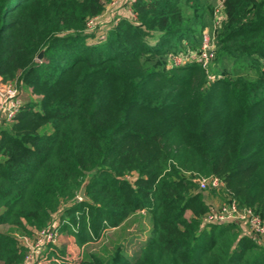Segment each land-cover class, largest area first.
<instances>
[{"label": "trees", "instance_id": "16d2710c", "mask_svg": "<svg viewBox=\"0 0 264 264\" xmlns=\"http://www.w3.org/2000/svg\"><path fill=\"white\" fill-rule=\"evenodd\" d=\"M113 1L0 0V78L21 90L0 126V264L49 227L85 245L56 256L73 264H264L238 224L206 222L196 182L217 176L264 223V0H125L88 31ZM205 31L207 68L190 60Z\"/></svg>", "mask_w": 264, "mask_h": 264}, {"label": "built area", "instance_id": "2783aa9c", "mask_svg": "<svg viewBox=\"0 0 264 264\" xmlns=\"http://www.w3.org/2000/svg\"><path fill=\"white\" fill-rule=\"evenodd\" d=\"M222 8V4L220 3L219 9L221 10ZM101 17L92 19L88 22V31H92L94 29L95 21ZM214 24L215 28L219 25V17ZM211 39V33L206 31L203 34L201 53L199 55H191V61L208 65L215 55V46L213 43L211 47ZM175 57L178 58V60H176L175 63H168L169 67L180 66L183 63V59L181 57ZM29 92L32 93L31 90ZM20 96L21 90L16 83L4 82L2 78H0V109L2 111L0 114V125L4 121L11 122L14 120L21 106ZM33 96L35 97V95ZM197 183L202 191H220L224 187L223 181L217 176L200 177ZM206 222L213 224L236 223L241 227V232L245 233V235H247V237L250 238L256 245L264 247L263 221L252 209L240 208L231 196H229L228 202L225 204L219 207H211L210 212L206 216ZM107 234L108 231L105 235ZM34 237L35 243L33 244L29 242V238L27 236L20 237L21 244L29 249L26 254L24 264L34 263L35 257L39 254L40 261L38 264L42 261H49L50 263L53 261L55 264H73L72 260L69 261L68 259L62 257H56L59 255L56 248L58 246L59 238V232L57 230L49 227L38 232ZM84 246L81 248L82 253L85 251Z\"/></svg>", "mask_w": 264, "mask_h": 264}, {"label": "rangeland", "instance_id": "374dc122", "mask_svg": "<svg viewBox=\"0 0 264 264\" xmlns=\"http://www.w3.org/2000/svg\"><path fill=\"white\" fill-rule=\"evenodd\" d=\"M121 1L122 0H114V2L113 3H110L109 5H107V8H106V11H105V14L101 17V18H99V19H97L96 21H95V26H94V29L92 30V31H95V30H97L98 28H99V25H100V23L103 21V20H105V19H107V18H109V16H110V12L111 11H115V10H117V9H120L121 7H124V6H122V5H120V3H121ZM131 1V0H130ZM130 1H128V3L130 2ZM219 5H220V3L218 4V5H216V6H214V8H213V10H212V19L214 18V23L217 21V18L218 17H220V15H221V13H222V9L220 10L219 9ZM125 6H127L126 4H125ZM129 9H130V6H128V7H126V10L127 11H129ZM119 20H120V17H116V19H115V24H117L118 22H119ZM218 23V22H217ZM216 23V24H217ZM107 28H109V26L107 25V26H105V28L103 29L104 30V32H106V30H107ZM103 32V33H104ZM206 32V31H205ZM204 32V33H205ZM203 33V34H204ZM211 37H212V39H211V47H212V44L214 43V46H215V43H216V40H217V33L216 32H213L212 34H211ZM170 59V61H169V64H171V63H175V61L176 60H178V58H176L175 56H173L172 54L170 55V57H169ZM214 58H215V55H214ZM214 58L208 63V65H206V64H204V63H202L201 65H202V67L203 68H207L208 66H211L212 65V63L211 62H213V60H214ZM200 64V63H199ZM204 65H206V66H204ZM2 113V111H1V109H0V114ZM1 126V125H0ZM196 182H198V179H197V181ZM198 184V183H197ZM200 189V188H199ZM221 192L219 191L218 193H211V191H205L204 193H203V195H204V200H205V202L207 203V204H209L212 208H214V207H219V206H221V205H223V204H225L226 203V201H224L223 199H222V197H221V194H220ZM188 215V214H187ZM149 226V224H148V221H144V223H142L141 224V222H140V224H138V223H135L134 225H133V227H131L132 228V234H134V235H137V237H142L143 236V234H147L146 232H147V227ZM146 227V228H145ZM145 230H146V232H145ZM60 236H62L61 235V233H59V238H58V244L59 243H61L62 242V244H60L62 247L63 246H65V250H64V253H68V255L67 254H62V250H60V246H58V247H60L59 248V251H58V253H60L61 254V256H65V257H67V258H69V259H75L76 258V256H78V253H80V254H82V247H76V246H74V243H73V241H72V239L70 238V236H68V235H63L62 237H61V239H60ZM68 236V237H67ZM136 237V238H137ZM29 238V242H31V244H33V243H35L34 241H35V237L34 236H31V237H28ZM60 240H61V242H60ZM142 243V242H141ZM92 244V243H91ZM90 244V245H91ZM90 245H86V250H89V249H92V246L89 248V246ZM32 246H34V245H32ZM138 246H140V243L138 242V244L137 245H135L134 243H132L131 244V246H130V248L129 249H127V251H128V253H127V255H128V257L131 259V260H133L135 257H136V255L138 254V252H139V248H138ZM85 249V248H84ZM57 250H58V248H57ZM43 255H44V253H43ZM39 264H50V262L49 261H42L41 263H39Z\"/></svg>", "mask_w": 264, "mask_h": 264}, {"label": "crops", "instance_id": "0c3cea01", "mask_svg": "<svg viewBox=\"0 0 264 264\" xmlns=\"http://www.w3.org/2000/svg\"><path fill=\"white\" fill-rule=\"evenodd\" d=\"M122 1L124 2L125 0H122ZM128 6H130V4H129ZM128 6H127V7H128ZM129 10H131V9H129ZM123 12H125V11L122 10V13H123ZM126 232H127V236H128L129 239L134 237V241H136V242H133V243H135V245H137L138 242L141 243V242L147 240V237H148L147 234H143L142 237H137V235L130 234V233L132 232V228H129ZM61 235L63 236V235H65V234L61 233ZM62 236H60V239H61ZM127 236H123V237H126V238H127ZM67 237H68V236H67ZM136 237H137V238H136ZM60 242H61V240H60ZM60 244H62V242L58 244V246H60L61 248L58 247V246L56 247V248H58L57 251H59V248H60V250L64 251V250L66 249L65 246L62 247ZM50 264H51V263H50Z\"/></svg>", "mask_w": 264, "mask_h": 264}, {"label": "water", "instance_id": "95a60500", "mask_svg": "<svg viewBox=\"0 0 264 264\" xmlns=\"http://www.w3.org/2000/svg\"><path fill=\"white\" fill-rule=\"evenodd\" d=\"M43 57V52H40L39 55L37 56L38 60H41ZM85 188H86V184H84L80 190L79 193V198L80 200H86V196H85Z\"/></svg>", "mask_w": 264, "mask_h": 264}]
</instances>
